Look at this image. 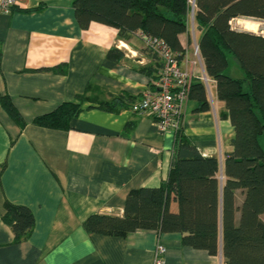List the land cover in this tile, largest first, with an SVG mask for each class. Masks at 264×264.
<instances>
[{
  "label": "crops",
  "instance_id": "obj_1",
  "mask_svg": "<svg viewBox=\"0 0 264 264\" xmlns=\"http://www.w3.org/2000/svg\"><path fill=\"white\" fill-rule=\"evenodd\" d=\"M15 1L11 12H0V92L27 124L21 128L0 106V264H152L158 242L167 249L165 264H224L222 255L185 246L178 230L123 236L85 229L91 214L121 216L131 190L159 186L168 177L176 133L160 132L151 116L135 113L130 103L157 82L159 63L139 36L127 42L115 27L99 22L83 29L72 0ZM201 32L198 27L180 35L187 50L180 63L194 78L206 74L202 56L197 68L192 55ZM113 46L125 50L120 60L108 57ZM56 65L66 72L44 70ZM233 72L239 70L234 66ZM124 92L133 96L126 106H99ZM208 92L211 108L198 112L190 99L182 130L203 155L223 162L233 151L234 129L220 116L224 103L213 79ZM79 95L97 100L82 104L69 129L32 123ZM243 198L237 190L238 206ZM7 201L33 210L36 225L27 240L15 242L3 220Z\"/></svg>",
  "mask_w": 264,
  "mask_h": 264
},
{
  "label": "trees",
  "instance_id": "obj_2",
  "mask_svg": "<svg viewBox=\"0 0 264 264\" xmlns=\"http://www.w3.org/2000/svg\"><path fill=\"white\" fill-rule=\"evenodd\" d=\"M72 5L83 29L99 22L115 27L119 38L127 42L139 36L145 45L144 35L163 39L179 61L187 54L180 35L190 34L188 0H72ZM241 17L264 19V0H196L194 18L202 31L199 52L224 103L220 116L233 126V151L223 162L215 155H203L181 127L167 179L156 187L131 190L121 216L91 214L83 223L88 232L125 236L136 230L158 234L178 230L185 246L222 255L224 264H264V35L233 28L231 22ZM145 47L161 69L158 55ZM125 54L116 46L108 51L113 60ZM234 66L239 76L232 74ZM44 70L66 72L64 65ZM132 97L124 92L98 103L115 111ZM189 98L197 102L198 112L211 108L208 88L199 77L192 81ZM87 100L97 99L79 95L36 116L32 123L67 130ZM0 106L21 128L27 124L8 94L0 92ZM4 165L0 162V167ZM237 190L244 194L240 206ZM3 220L12 227L15 242L27 240L36 225L28 205L10 201L5 203Z\"/></svg>",
  "mask_w": 264,
  "mask_h": 264
},
{
  "label": "built area",
  "instance_id": "obj_3",
  "mask_svg": "<svg viewBox=\"0 0 264 264\" xmlns=\"http://www.w3.org/2000/svg\"><path fill=\"white\" fill-rule=\"evenodd\" d=\"M191 6L190 15L194 17L196 0H188ZM15 0H0V12H11ZM145 45L156 53L161 62L160 76L153 87L146 89L142 96L135 100L131 109L135 113L151 116L160 132L174 131L182 127L183 116L189 100L192 84L191 74L180 63L176 52L163 39L143 36ZM194 63L201 58L197 40L194 41ZM196 59V60H195ZM210 89L211 78L207 72L201 76ZM166 247L158 242L153 255L152 264H165Z\"/></svg>",
  "mask_w": 264,
  "mask_h": 264
},
{
  "label": "rangeland",
  "instance_id": "obj_4",
  "mask_svg": "<svg viewBox=\"0 0 264 264\" xmlns=\"http://www.w3.org/2000/svg\"><path fill=\"white\" fill-rule=\"evenodd\" d=\"M231 23H232L233 28H235V29L251 31V32H254V33H257V34L264 35V19L243 18V17H241V18L234 19ZM195 28L197 30L198 27H197V24L195 22V18L191 14L190 17H189V31L192 33V31H194ZM191 37H192V34H191ZM195 38L196 37H194V40H196ZM143 48H146L144 43H143ZM192 55H193V58H196V56L194 55V52L192 53ZM196 66H197V68H200V66H203V64H201L197 60ZM187 70L192 74V72L190 71V69L188 67H187ZM239 73L240 72H232V74L234 76H239L240 75ZM201 76H203V75H200L199 78H201ZM193 79H194V75H193L192 81H193ZM189 100H190V98H189ZM189 100H188V102H189ZM262 218L264 219V214L262 215Z\"/></svg>",
  "mask_w": 264,
  "mask_h": 264
}]
</instances>
